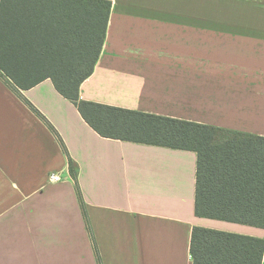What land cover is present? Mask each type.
I'll list each match as a JSON object with an SVG mask.
<instances>
[{"label": "crops", "instance_id": "crops-1", "mask_svg": "<svg viewBox=\"0 0 264 264\" xmlns=\"http://www.w3.org/2000/svg\"><path fill=\"white\" fill-rule=\"evenodd\" d=\"M110 1L80 100L264 137V0ZM196 161L100 136L50 79L0 78V264H192L194 226L264 238L195 214Z\"/></svg>", "mask_w": 264, "mask_h": 264}, {"label": "trees", "instance_id": "trees-1", "mask_svg": "<svg viewBox=\"0 0 264 264\" xmlns=\"http://www.w3.org/2000/svg\"><path fill=\"white\" fill-rule=\"evenodd\" d=\"M110 9V0H0V78L16 93L50 79L102 137L196 152L195 214L264 228L263 136L79 99ZM263 253L264 238L191 231L192 264H261Z\"/></svg>", "mask_w": 264, "mask_h": 264}, {"label": "built area", "instance_id": "built-area-1", "mask_svg": "<svg viewBox=\"0 0 264 264\" xmlns=\"http://www.w3.org/2000/svg\"><path fill=\"white\" fill-rule=\"evenodd\" d=\"M49 181L51 182H60L64 180L63 175L60 172H50L48 174Z\"/></svg>", "mask_w": 264, "mask_h": 264}, {"label": "rangeland", "instance_id": "rangeland-1", "mask_svg": "<svg viewBox=\"0 0 264 264\" xmlns=\"http://www.w3.org/2000/svg\"><path fill=\"white\" fill-rule=\"evenodd\" d=\"M210 42L212 41H202V46H210Z\"/></svg>", "mask_w": 264, "mask_h": 264}]
</instances>
